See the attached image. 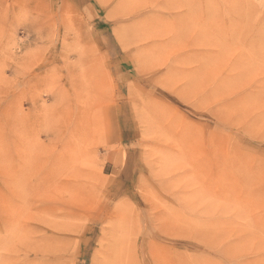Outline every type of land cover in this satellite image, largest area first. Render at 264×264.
<instances>
[{
	"label": "rangeland",
	"instance_id": "1",
	"mask_svg": "<svg viewBox=\"0 0 264 264\" xmlns=\"http://www.w3.org/2000/svg\"><path fill=\"white\" fill-rule=\"evenodd\" d=\"M0 264H264V0H0Z\"/></svg>",
	"mask_w": 264,
	"mask_h": 264
},
{
	"label": "bare ground",
	"instance_id": "2",
	"mask_svg": "<svg viewBox=\"0 0 264 264\" xmlns=\"http://www.w3.org/2000/svg\"><path fill=\"white\" fill-rule=\"evenodd\" d=\"M254 50V49H253ZM126 221V220H125ZM127 222V221H126ZM126 224V223H125ZM128 225V224H127ZM129 228V227H128ZM127 227H125V231H127V229H128ZM134 228V227H133ZM123 229V228H122Z\"/></svg>",
	"mask_w": 264,
	"mask_h": 264
}]
</instances>
